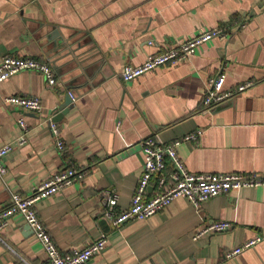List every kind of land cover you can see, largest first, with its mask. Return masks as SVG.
<instances>
[{
  "label": "crops",
  "instance_id": "0c3cea01",
  "mask_svg": "<svg viewBox=\"0 0 264 264\" xmlns=\"http://www.w3.org/2000/svg\"><path fill=\"white\" fill-rule=\"evenodd\" d=\"M213 28L229 37L201 45L178 65L122 80L126 66ZM6 56L48 62L56 85L31 70L0 83V148L22 135L21 118L28 125L27 143L3 158L0 211L13 195L29 196L75 167L87 172L82 181L35 204L63 255L105 235L106 250L85 264H264V241L227 256L264 233V187L221 194L201 208L178 198L144 221L121 226L104 215L108 191L118 194L119 211L131 206L144 172L141 142L152 135L169 145L201 130L197 140L178 147L191 173L264 174V0H0V62ZM220 72L227 76L225 92L254 84L206 108L207 85ZM14 95L40 98L41 111L4 102ZM49 118L60 129L63 152ZM174 169L168 159L167 173ZM162 191L152 179L146 195ZM217 221L232 227L195 237ZM22 258L48 262L34 230L16 214L0 231V264H23Z\"/></svg>",
  "mask_w": 264,
  "mask_h": 264
},
{
  "label": "built area",
  "instance_id": "2783aa9c",
  "mask_svg": "<svg viewBox=\"0 0 264 264\" xmlns=\"http://www.w3.org/2000/svg\"><path fill=\"white\" fill-rule=\"evenodd\" d=\"M228 37V31L223 28H213L210 31L203 32L189 41L172 46L164 52L148 57L140 65L126 66L121 74L122 80L124 82H131L162 66L178 65L193 55L201 45L213 39L226 40ZM27 70L42 74L50 86L56 85L55 72L48 62L32 57L18 58L14 56L2 58L0 62V83L19 72ZM226 78V74L220 72L216 77L209 80L202 100L204 107L210 108L218 105L232 97L233 94L241 93L254 84L253 81H247L241 83L234 92H225L224 84ZM69 95L72 100H75L73 93ZM4 102L8 105L33 112H40L42 109L40 98L35 96H6L4 97ZM19 122L23 131L22 135L14 143L0 148V176H4L7 173L3 158L15 148L27 143L28 125L23 118ZM49 124L51 132L54 138H56L58 150L63 152L65 144L60 137V129L51 118H49ZM201 133L202 131L199 130L188 134L169 145H165L153 135L145 138L141 142L144 154V172L132 198L131 206L119 211L118 194L108 191L106 192L105 217L115 226H121L132 220L144 221L165 209L178 198H184L194 207L201 208L206 201L218 195L244 188L264 187V174L255 172L215 174H194L189 172L178 154V147L183 142L197 140ZM168 159L175 166V169L170 174L167 173ZM86 175L87 172L85 171L78 170L75 167H68L42 182L31 195H13L11 205L0 211V231L8 224L12 216L22 214L47 253L48 262L46 264H85L91 258L103 253L108 246V239L105 235L100 236L99 239L84 247L74 249L70 255H63L35 209L37 202L59 193L75 182L82 181ZM169 175L171 177L170 183L168 182ZM152 179L158 180L159 187L163 191L152 197H147L146 191ZM231 227L232 224L228 221L205 223L196 233L195 237L220 234ZM262 241H264V233L258 234L247 240L244 244L235 247L228 252L227 256L228 258H235L243 251L255 248ZM21 261L23 264H28L23 258Z\"/></svg>",
  "mask_w": 264,
  "mask_h": 264
},
{
  "label": "water",
  "instance_id": "95a60500",
  "mask_svg": "<svg viewBox=\"0 0 264 264\" xmlns=\"http://www.w3.org/2000/svg\"><path fill=\"white\" fill-rule=\"evenodd\" d=\"M68 102L70 103L71 102V99L70 98H67V104H68ZM56 119V118H55Z\"/></svg>",
  "mask_w": 264,
  "mask_h": 264
}]
</instances>
